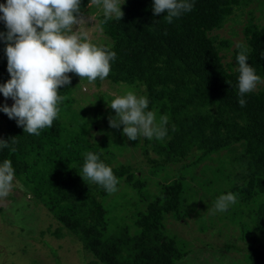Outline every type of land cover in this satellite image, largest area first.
Segmentation results:
<instances>
[{
    "label": "trees",
    "instance_id": "1",
    "mask_svg": "<svg viewBox=\"0 0 264 264\" xmlns=\"http://www.w3.org/2000/svg\"><path fill=\"white\" fill-rule=\"evenodd\" d=\"M191 2L193 10L172 23L163 19L166 13L154 15V0H126L121 20L105 22L103 15L98 16L105 37L102 46L117 54L111 71L104 80L94 82L68 73L71 84L59 89L65 99L58 103V118L40 135L24 133L17 120L2 111L6 102H0V140L16 141L11 144L14 152L0 147V163L10 159L14 178L52 215L58 226L54 236L63 238L60 230L65 228L90 253L85 264H178L190 257L187 246L192 245L165 228L171 219L198 218L200 213L204 217L200 233L209 228L222 233L221 228L231 221L238 225L242 242L240 247L233 246L236 251L244 252L248 264H264V91L245 94L246 105L241 107L236 71L240 48L235 60L226 64L215 46L218 35L213 40L206 35L234 14L233 0ZM89 3L81 0V12ZM7 30L0 20V33ZM245 33L248 63L257 75H263L264 25ZM6 47L0 38V85L11 79ZM103 82L146 96L157 122L162 115L168 117L167 135L162 140L140 136L132 141L123 135V125L110 127L109 116L115 117L116 112L108 106L109 94L94 93L91 100L78 96L80 83L99 88ZM121 133L124 137L119 136L117 143L112 136ZM129 148L147 159L150 174L157 177L155 192L140 176V164L117 161ZM87 151L98 154L113 169L119 181L116 192L83 180L80 173ZM149 151L156 157L149 158ZM226 157L231 168L220 179L228 189L220 195L232 192L236 203L225 212L212 206L211 211L207 206L196 209L209 194L214 196L210 186L217 180L211 169ZM199 165L204 180L197 181L192 170ZM171 171L176 172L173 178ZM160 173L165 182L158 181ZM207 173L210 178L205 180ZM194 181L198 187L191 185ZM199 192L203 193L199 196ZM118 196L126 203H117Z\"/></svg>",
    "mask_w": 264,
    "mask_h": 264
},
{
    "label": "clouds",
    "instance_id": "2",
    "mask_svg": "<svg viewBox=\"0 0 264 264\" xmlns=\"http://www.w3.org/2000/svg\"><path fill=\"white\" fill-rule=\"evenodd\" d=\"M102 6L104 21L124 16L120 0H90L88 6ZM191 0H154V15L166 13L163 19L172 23L183 13L193 10ZM0 20L5 21L7 32L0 33L7 44V70L11 76L0 85V93L11 97L14 104L6 103L2 111L10 119H16L24 133L40 135V130L51 127L58 118V103L65 97L59 95L61 86L70 85L68 73H76L81 78L94 82L104 80L111 71V62L116 52L91 42L88 32L83 30L85 22L81 14V0H6L0 4ZM236 61L239 100L246 105L245 94L255 90L261 77L248 63V50L243 45ZM116 116H109V125L119 129L123 125V135L136 141L140 136L162 140L167 135L168 117L162 115L157 122L156 114L149 109L146 96H138L132 90L116 95L107 102ZM11 138V144H15ZM9 140H0V147L10 148ZM80 173L84 181H91L103 187L108 193L117 191L118 179L113 169L92 151L84 154ZM14 168L10 159L0 163V198L9 195L13 188ZM236 203L232 192L221 194L214 202V210L225 212Z\"/></svg>",
    "mask_w": 264,
    "mask_h": 264
},
{
    "label": "rangeland",
    "instance_id": "3",
    "mask_svg": "<svg viewBox=\"0 0 264 264\" xmlns=\"http://www.w3.org/2000/svg\"><path fill=\"white\" fill-rule=\"evenodd\" d=\"M125 1L120 0L122 6ZM232 5L234 6V14L230 19L223 21V25L213 30L211 29L212 31H206V35L212 40L215 38L214 36L218 35L220 41L218 40L219 43H215V46H217L221 53V58L226 64L235 60L233 56L239 49L237 45H243L247 48L246 30L251 27L264 25V0H233ZM81 14L85 19L82 25L83 30L88 32L92 43L102 46L105 37L101 33L98 20V16L103 15L102 6H88ZM229 42H231V45ZM227 45H229L228 48ZM226 49L230 50L225 53L226 51L224 50ZM258 76L261 77L262 82L258 83L255 90L250 93L264 91V71L263 75L259 73ZM80 86L82 89L78 90L80 93L78 96L84 99L90 98L89 100L94 98V93L101 96L106 93L109 94L111 99H114L116 95H122L126 91L124 89L125 86H122L123 88L116 85L113 86L108 82H103L99 88H96L91 83H80ZM0 102H6L10 105L14 104L11 97L5 98L3 95H0ZM119 136L124 137L121 133L120 135L115 134L112 138L118 143ZM125 149L126 147L122 148V151ZM148 153L150 155L149 158L156 157L151 151ZM117 161L140 164L142 166L140 176L146 178L150 191H156L154 185L157 177L155 178L150 174L149 163L141 151H133V149L129 148L128 152L118 157ZM206 163L213 167L217 166L212 161H207ZM175 167L173 166V169ZM200 168L199 165L197 169L192 170L197 181L204 180V175L198 173ZM230 168V158L226 157L219 163L217 168L211 169V176H215L217 181L213 183L212 187L210 186V191L216 197L209 194L205 198L206 203L203 206L198 205L196 209L201 210L202 207L207 206L208 210L211 211L209 206L214 208L213 203L220 196V193L228 189L225 180L223 182L220 178L221 176H226ZM217 170L220 171L217 172ZM162 174H159L158 181L165 182L166 179L164 180ZM170 175L173 178L176 176V172L171 171ZM185 178L188 179V176ZM205 178V180L210 178V173H207ZM191 185L198 187L196 181L191 182ZM122 191L125 192V190ZM126 192L129 194L134 193L130 189H126ZM202 193L199 192L197 194L200 196ZM116 199L118 200H116L117 203H126L121 196L116 197ZM111 204L113 205V201ZM191 216L192 218L188 217L181 221L171 219L167 228H165L168 234L180 236L192 245L188 244L187 246V249L191 251L190 257L180 261L178 264H248L246 257L243 255L244 252L241 250L237 252L233 247H240L242 244L238 239L240 231L237 229L239 228L237 224H233L231 221L226 222V226L221 228L222 233H216V230L212 228H209L205 233H200V229L198 231L201 224L200 220H204L202 213L199 214L198 218H194V215ZM56 224L52 215L42 205L37 203L14 178L13 188L9 195L5 198H0V264H85L89 261L91 259L90 253L84 251L81 243L68 230L65 228L60 230L63 234L61 239L52 234L53 230L58 227ZM49 227L51 228L48 229ZM225 243L230 245L231 249H226Z\"/></svg>",
    "mask_w": 264,
    "mask_h": 264
}]
</instances>
